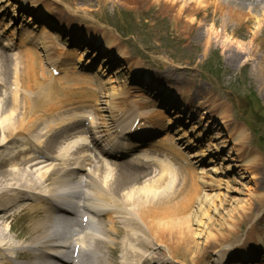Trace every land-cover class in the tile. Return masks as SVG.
Wrapping results in <instances>:
<instances>
[{"label":"bare ground","instance_id":"bare-ground-1","mask_svg":"<svg viewBox=\"0 0 264 264\" xmlns=\"http://www.w3.org/2000/svg\"><path fill=\"white\" fill-rule=\"evenodd\" d=\"M3 1L0 0V35L13 25L12 18L8 16L6 19L5 7L9 3L4 6ZM160 2L178 7L177 13L187 4V0ZM193 2L201 4L202 0ZM30 5L29 0H15L11 17L18 16V12L21 13L24 8L34 11V7ZM227 5H234L235 9L232 11L225 7V14L228 11L238 14L243 6L240 1L229 0ZM263 5L260 3L255 10ZM41 10L49 12L44 7ZM41 10L40 15L44 16L45 11L43 13ZM253 15L259 17L256 11H253ZM48 21L50 20L47 23ZM23 22V25L30 22L36 24L30 19H23ZM261 23H257L258 27ZM35 28L38 26L35 25L33 29ZM226 30L227 24H223L221 34ZM22 31L19 37L21 40L16 47L11 33L0 48V52L4 53L3 61L0 59V92H3L1 87L8 84L6 76L10 74V70H13L14 80L9 84L16 87L13 92L6 90V94H0V115H6L0 119V162L5 160L11 166L8 172H3L2 165L0 166V195L4 193L0 198V214L15 204L21 203L18 205L20 208L24 201H33L34 205H24L23 209L36 212L31 230L39 234L26 244H21L10 238L5 226H0V251L13 253L28 249L27 257L34 261L23 264H51L49 258L52 256L48 255H55L57 259L68 253L70 256L73 252H68V249L73 243L71 248H75V244L79 245L76 264H112L108 260L105 262L100 247L112 249L119 243V264H153V261L155 264H185L176 256L178 248L182 250V255H191L189 264L206 263L204 259H209L213 250L222 246V238L230 233L232 227L246 224L253 215L252 209L242 207L239 200H236L239 205L233 206L230 203L227 194L231 188L222 179L224 171L209 165L205 169L202 151L192 150L196 147L194 142L183 141L180 145L183 138L172 135L168 128L171 120L163 124L151 114L139 113L137 106L132 107L127 102L130 92L126 88H116L114 79L102 81L96 78L94 84L92 75L80 67L78 69V63L51 58L49 55L52 54V46L46 38L54 33L47 26L41 25L39 35L32 29L23 28ZM67 31L68 34L72 33L69 28ZM108 39L110 46L114 44L112 36ZM111 47L106 49L110 50ZM13 49L17 50L13 54V62L6 63V56ZM38 55L43 73L44 66L62 72L55 82H50L47 87L41 86L42 92L34 91L29 85L34 79ZM117 57L128 58L120 50ZM128 67L131 68L130 63ZM16 104L22 107L20 114L15 110ZM224 112L217 113V119L221 123H225ZM137 117L143 123L140 126L150 127L146 135L157 133L158 130L163 134H158L154 142L148 140V144H144V136L140 137L133 132V141H130L124 136L127 132L130 133L133 125L130 123L128 129L126 120L131 118L135 122ZM175 118L179 119L181 116L177 114ZM83 119L88 120V126L83 127ZM116 134L120 136V143L115 140ZM139 137L143 140H138ZM241 137L239 135L232 138L234 145L240 144ZM101 139L108 150L106 146L99 145ZM153 147L154 155H151ZM182 148L184 152L188 151L187 158L178 155ZM2 151L6 152V159L4 154L1 155ZM144 159L151 160V163H139ZM126 160L138 163V174L124 166ZM212 162L210 159L209 164ZM258 162L259 155L255 151L240 160L241 166L246 170L256 168ZM196 166L203 167L198 170ZM51 174L55 178H49ZM250 174L255 177L252 172ZM198 190L200 195L194 201V193L197 194ZM254 199V205L258 208L264 205V197L257 195ZM191 204L194 205L193 209L184 216ZM226 205L228 208L221 215L220 209ZM61 206L71 207V215L76 214L81 220L85 218L84 226L75 223L73 217L58 215L57 210ZM4 217L0 216V219L3 220ZM101 217L107 219V228L103 230L109 237L103 245L98 246L102 242L96 240L100 230L96 222H101ZM227 221L232 223L228 225V230L225 231L227 233L214 231L222 224L227 225ZM80 227L83 228L79 234L76 229ZM252 234L249 232L248 236L251 237ZM121 235L124 236L119 240ZM257 245L264 248V240L257 239ZM128 246H135L136 252L132 253ZM157 249L162 253L152 256ZM43 255L47 261L37 262L38 257ZM245 255V251L240 253V256ZM3 258L2 264H19L15 262V256L6 255ZM53 259L57 260L55 257ZM223 259L224 256L219 255L214 264H221Z\"/></svg>","mask_w":264,"mask_h":264},{"label":"rangeland","instance_id":"rangeland-1","mask_svg":"<svg viewBox=\"0 0 264 264\" xmlns=\"http://www.w3.org/2000/svg\"><path fill=\"white\" fill-rule=\"evenodd\" d=\"M35 1L77 38L86 30L101 37L112 36L114 44L122 47L129 59L141 64L145 76H136L140 80L136 83L146 91L142 96L150 104L147 109L156 111L154 115L158 114L166 121V117H171L174 123V115L183 111L180 103L176 107L178 110L171 108L173 92L179 93L180 98L191 99L190 107L180 119L182 123L177 120L174 126L182 125L180 135L185 133L188 137L202 140L198 147L205 154L206 162L213 159L210 166L224 171L222 179L231 188L227 194L230 203L239 205L236 202L239 200L242 207L253 211L247 223L233 226L230 233L222 238L223 247L215 248L209 259L204 260L206 263L211 260L212 264L221 252L231 250L233 252L225 257L229 258L226 264L259 263L264 254V248L259 250L257 245V239L264 240V205L261 208L255 206L254 202L259 198L254 197H264V5L255 9L260 3L264 4V0H229L242 3L238 14L224 13V8L229 7L228 0H202L201 4L187 0L180 13H177L178 7L164 5L160 0ZM229 8L235 9L234 5ZM253 11L257 12L258 18ZM259 21L262 23L258 27ZM223 24H227V30L221 34ZM53 32V39L47 41L56 48L51 57L85 60L81 49L77 50V44L65 39L67 35L60 34L58 30ZM129 59L124 60L126 68L122 73H112L115 87L126 82V72L133 75L128 67ZM35 64L34 79L29 85L38 91L39 85L47 87L55 81L41 71L39 55ZM21 108L16 104L18 114L22 112ZM220 111H225V123L217 119ZM3 116L0 115V119ZM239 135L243 138L239 145H234L232 138ZM253 151L259 155L258 166L246 170L240 160ZM195 185L199 187L197 182ZM198 195L199 190L194 193V201ZM193 207L191 204L184 216ZM227 208L226 205L220 209V214H224ZM31 215L22 213L12 217L9 224L12 232L8 233L11 239L18 237L15 232H22L24 240L38 234L31 230ZM226 224L214 231L227 233L225 231L232 223L227 221ZM249 232L253 233L251 237ZM116 246L117 254L112 252L113 260L121 255L120 244ZM128 247L132 253L137 250L135 246ZM242 250L247 251L248 256H238ZM251 250L256 255L249 256ZM158 252L162 251L157 249L152 256ZM176 256L185 264L191 262V255H182L180 248Z\"/></svg>","mask_w":264,"mask_h":264}]
</instances>
